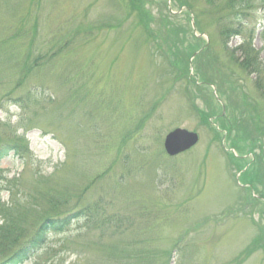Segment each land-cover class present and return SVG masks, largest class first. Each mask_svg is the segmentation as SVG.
Wrapping results in <instances>:
<instances>
[{
	"label": "rangeland",
	"instance_id": "1",
	"mask_svg": "<svg viewBox=\"0 0 264 264\" xmlns=\"http://www.w3.org/2000/svg\"><path fill=\"white\" fill-rule=\"evenodd\" d=\"M245 1L223 36L227 0H0V147L26 151L0 162V264L76 201L91 218L26 264H264V0ZM176 128L199 142L171 159Z\"/></svg>",
	"mask_w": 264,
	"mask_h": 264
},
{
	"label": "trees",
	"instance_id": "2",
	"mask_svg": "<svg viewBox=\"0 0 264 264\" xmlns=\"http://www.w3.org/2000/svg\"><path fill=\"white\" fill-rule=\"evenodd\" d=\"M215 1L218 0H211V2H215ZM227 1L231 4L228 10L229 16H227L226 18L223 17L218 18V23L224 24L222 26L225 28L221 32L222 33L221 35L230 36V34L232 33H228V32L232 31V28L235 30L233 31V35L242 34L243 27L244 25L246 26L244 19L246 18V10L248 9V4L245 0H227ZM210 4L213 5V3ZM180 6L185 7L187 6V4L183 3L182 1L180 3ZM167 17L168 19L169 18L171 19L172 16H167ZM166 23L169 25L168 21ZM172 27L173 24L170 28ZM98 28L100 29L101 26H99ZM191 55H187V57H190ZM35 62L36 59L33 61V63L36 64ZM31 69L28 67L24 68L22 72V80H25L28 77L29 71ZM258 131L259 129L257 130V132ZM227 135H229V131H227ZM7 148L8 150L14 151L16 154H20V151L22 149L19 145L16 144H9L7 145ZM2 154L3 151L1 152V148H0V157L2 156ZM255 170L256 169L249 171L247 173L245 172L242 176V180H243L242 183L249 185L258 184L261 176L255 175L256 174ZM89 214H90V208L87 205L81 206L80 201H76L73 205V208L65 212L64 215L46 217L40 224L38 228V233H34V235L31 238H29L25 243H23L24 241H22L23 244L20 247L13 250L12 251L13 253L11 252L8 255L7 259L3 262V264H19L21 262H24L41 248V245L43 244V234L46 233V230H52L55 226L58 227L59 230L61 227H63L62 224L63 225L70 224L69 221L71 219H75V218L85 219V220L90 219L91 216L88 217Z\"/></svg>",
	"mask_w": 264,
	"mask_h": 264
},
{
	"label": "water",
	"instance_id": "3",
	"mask_svg": "<svg viewBox=\"0 0 264 264\" xmlns=\"http://www.w3.org/2000/svg\"><path fill=\"white\" fill-rule=\"evenodd\" d=\"M197 135L185 130H174L164 140V150L170 157L189 150L197 143Z\"/></svg>",
	"mask_w": 264,
	"mask_h": 264
}]
</instances>
